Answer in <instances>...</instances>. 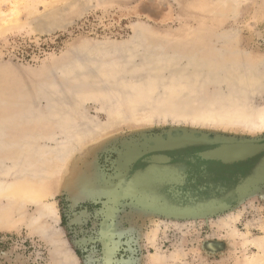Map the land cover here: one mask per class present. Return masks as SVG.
<instances>
[{
  "label": "rangeland",
  "instance_id": "obj_1",
  "mask_svg": "<svg viewBox=\"0 0 264 264\" xmlns=\"http://www.w3.org/2000/svg\"><path fill=\"white\" fill-rule=\"evenodd\" d=\"M138 45L257 64L264 77V0H0V135L7 142L0 147V264H264V153L228 169L202 162L219 181L208 191L215 196L221 182L226 188L197 201L214 206L218 199L223 207L212 213L191 197L186 208L200 209L173 215L167 182L152 172L147 185L132 180L151 167L139 161L144 155L166 159L161 151L181 156L209 145L164 148L185 134L212 144L263 141L255 123L264 120V81L243 113L195 106L185 113L181 105L161 104L179 84L162 67L149 71V62L161 59L138 60ZM121 49L124 58L117 56ZM89 66L91 73L75 77L78 67ZM137 70L147 72L145 79L135 77ZM155 74L165 89L151 99L141 92L155 89ZM77 80L83 87L72 91ZM215 93L206 88L204 97ZM63 94L68 102L59 99ZM138 100L146 105H134ZM61 129L68 136H59ZM21 140L34 145L18 148ZM158 164L155 172L163 169ZM168 166L197 177L186 179L179 202L192 192L204 197L194 188L214 181L199 164L177 159ZM248 179L246 192L237 193Z\"/></svg>",
  "mask_w": 264,
  "mask_h": 264
},
{
  "label": "water",
  "instance_id": "obj_2",
  "mask_svg": "<svg viewBox=\"0 0 264 264\" xmlns=\"http://www.w3.org/2000/svg\"><path fill=\"white\" fill-rule=\"evenodd\" d=\"M221 41V40H217ZM216 42V41H215ZM139 46V45H138ZM142 46V45H141ZM138 49H142V55H137L138 60H146L149 57H159L161 60H156L149 62V71L151 69H156L157 67H162V73L167 74L168 77H171L172 75H175L173 77V82L175 86L179 84L176 88H173L174 91H172L171 94H167V97L163 103H161L163 106L165 105H181L183 107V111L187 113V111L192 110V106H195L201 110L207 109L211 107L213 111L221 110V107H228L230 109H238L241 110L240 112L246 111L248 108H250V104L247 102V99L250 95H255L257 94L260 89L262 88V83L264 81V77H261L262 71H260L259 65H248V64H243V63H236L233 61H228V60H220L222 56L221 55H216V57H213V59H209L208 57H203V56H190V55H177L172 52L169 53L168 50L162 49L160 47H155V46H150L148 48H144V45L142 47H138ZM116 54V53H115ZM126 54L125 49H121L117 52V56L120 58H124ZM79 59H88V56L82 55L78 57ZM92 58V56L90 57ZM134 58L131 59L129 62H134ZM129 62L127 63L126 68H128L130 65ZM94 66H89L85 68L78 67L77 70L75 71L74 75L75 77H79L84 73H91L93 71ZM180 70V71H179ZM177 72V74H176ZM197 73L195 74L194 77L190 78L188 76L189 73ZM126 75H133L131 74V71H128V73L125 71ZM161 73V74H162ZM135 77L138 79H145V75L147 72H142L140 70H137V72L134 73ZM159 75L155 74L156 77V87L150 92H141L143 94H149L151 99H154V95H156L158 90H164L165 86L163 82L158 81ZM254 77V78H253ZM257 79V80H256ZM67 81L62 80L60 83V86L65 85ZM83 82L80 80H77L74 82V84L71 86L73 88L72 91L77 90L81 87H83ZM107 84V83H105ZM113 85V84H112ZM147 84L143 85L142 87L147 88ZM215 88V94L213 98L207 99L204 97V90L206 88ZM221 88H224L226 91H229V94H231V98L228 100L221 98ZM71 91V92H72ZM120 92H124V89H119ZM67 95H60L59 99L61 98L63 101L68 102L67 97H63ZM53 100H57L58 98L56 96L52 97ZM40 100H45V98H39ZM39 100V102H40ZM139 101V102H138ZM134 105L142 107L143 105H146L145 102H142L141 100H138ZM151 105L150 103H148ZM66 105V103H64ZM68 106V105H67ZM194 108V107H193ZM41 111H47L48 108L46 107H41ZM242 117V116H241ZM241 119V118H240ZM248 124H251L249 122H246ZM78 125H73L70 128H75V129H70L71 133H74V130H76ZM59 136H68L69 132L67 129H61L57 130ZM56 132V131H55ZM214 141H207L206 139H194L193 136L185 134L182 137L178 138L177 140L173 141L174 145H170L165 147V149H170L173 147H178V146H183L184 144L190 145V144H197V143H209L206 147L201 149L199 153H197V156L201 158L202 162H216V163H221L226 166H231L234 164H241V163H247L251 161L252 159L258 157L262 153H264V140L263 141H256V140H229L225 139L222 141H218L215 144H212ZM7 143L5 139L2 138L0 135V147L2 144ZM25 143H28L30 145L32 144V141H18L17 142V147L21 148ZM39 141H37L35 144L38 145ZM257 145L258 150L245 158H231L233 159L232 161H225L220 158H214L212 154H215L216 156L218 155L217 153H222L224 150L229 149L227 145H238L236 147H249V145ZM248 145V146H247ZM25 147V146H24ZM33 147L31 146V149ZM59 149V148H58ZM157 148H155L156 150ZM151 151V148L149 149ZM153 150V149H152ZM157 150H163L158 148ZM223 154V153H222ZM209 155V157H206ZM29 157L32 160H38V154L35 151H32L31 154H29ZM264 160V159H263ZM15 159H10L9 162H15ZM143 163H150V161L145 160L143 158L141 160ZM264 163V161H263ZM262 163V164H263ZM0 166H2V163L0 162ZM14 170L16 168H13ZM2 167H0V175H5L3 174L4 172L2 171ZM27 172V170H26ZM251 183L248 182L247 184H242L239 185V187L236 188V192L239 194H243L247 190V185ZM218 207H211L208 205H204L201 207L202 209L207 210L208 212L216 211L217 209L223 207V205L218 204ZM63 263V262H62Z\"/></svg>",
  "mask_w": 264,
  "mask_h": 264
},
{
  "label": "flooded vegetation",
  "instance_id": "obj_3",
  "mask_svg": "<svg viewBox=\"0 0 264 264\" xmlns=\"http://www.w3.org/2000/svg\"><path fill=\"white\" fill-rule=\"evenodd\" d=\"M199 151H201V149L200 150H197L196 152H194V153H192V154H188V155H181V156H175V155H170V154H168L167 152H165V151H161V153H163V154H165V155H167L168 156V158L170 159V161L168 162V163H165V164H158V165H161V167L164 169V168H166V167H170V166H168V164L169 163H171L172 161H174V160H177V159H183V160H186V161H188L190 164H199L200 165V174L202 173V172H204V174H206V175H208V176H210V178H208V179H213L214 181H209V180H207L206 182H204V183H201V185L200 186H197L196 188H194V189H197V191H199V193H201V194H204L203 196L204 197H202V196H199L198 197V195L196 196L193 192L192 193H190V195H189V197H187L186 198V196L185 197H183V200H182V202H179L178 200L176 201L175 199H171V197L173 198V193H171L170 192V190L169 189H167L166 188V191H167V195H169V197H170V199L172 200V203H170L168 206H166L167 207V210H169L173 215H177L178 217L179 216H181V217H184V216H186L187 214H191V212L192 211H195V210H197V209H200V208H195V210H192V208L190 209V208H186L187 207V204H185V202H187V203H193V202H191L190 201V198L191 197H193L194 199H195V205L197 204V206H200V207H203L204 205H209L208 203L207 204H202V203H199V202H197L198 200H203V199H205V197H209V196H211V197H216V196H218V195H222L223 194V192H225L226 191V188L225 189H223L224 187H221V183H220V189H222V190H216V188L214 187V190H215V196H213L211 193H210V191H208V190H211L212 189V187H211V185L209 184L210 182H213L214 184H217V183H219V181L218 182H216L215 181V179H214V176L212 175V174H209L208 172H206L205 171V169L206 168H208L207 166V164L206 165H202V161H200L198 158H197V153H199ZM156 153H160V152H156ZM156 153H151V154H149V155H144L143 157H141L140 159H139V161L141 162V160L143 159V158H145V157H147V156H151V155H154V154H156ZM142 164H146V165H149V166H152L151 165V163H143V162H141ZM210 163H213V164H219L221 167H223V169H228V168H226L225 167V165H223V164H221V163H216V162H210ZM203 166H206L204 169H203ZM232 167V166H231ZM170 168H175V169H177L179 172H185L186 173V178H185V181H186V179L187 178H189L190 177V175H188V173H187V171H181L180 169H178L177 167H170ZM197 178L196 177V175H194V174H192V177H190L191 179H195V178ZM237 177L239 178L240 177V175H237ZM233 179V178H232ZM185 183V182H184ZM250 185V183L247 185V187ZM184 186V185H183ZM185 188V187H184ZM224 195V194H223ZM213 198H211V200L210 201H208V202H214V199ZM215 200L219 203V204H221V202L218 200V199H216L215 198ZM194 207V206H193ZM216 207V206H215ZM218 207V206H217ZM184 209H188V210H184ZM180 211V212H179ZM105 244H107V243H105ZM106 264H108V263H106Z\"/></svg>",
  "mask_w": 264,
  "mask_h": 264
},
{
  "label": "bare ground",
  "instance_id": "obj_4",
  "mask_svg": "<svg viewBox=\"0 0 264 264\" xmlns=\"http://www.w3.org/2000/svg\"><path fill=\"white\" fill-rule=\"evenodd\" d=\"M213 120V119H212ZM217 121H218V119H217ZM213 122H214V120H213ZM256 122V121H255ZM219 123V122H218ZM258 127L257 128H259V129H264V120H263V118L262 119H259V121L257 120V122L255 123ZM254 124V125H255ZM173 143V142H172ZM229 146H232V145H229ZM236 146H238V145H236ZM256 146V149H255V151L252 153V154H254L257 150H258V148H260V147H258L257 145H255ZM252 147V146H251ZM165 148V147H164ZM245 149L246 147H242V146H240V147H230L229 149H226V150H224L221 154L220 153H217L221 158H225V159H230V158H233V157H235V156H237L239 153H240V150L241 149ZM254 148V147H253ZM249 150H251V149H249ZM248 151V150H247ZM244 152V151H243ZM252 154H250V155H252ZM217 155V156H218ZM241 155V154H240ZM247 155V154H246ZM245 155V156H246ZM250 155H248V156H250ZM154 156V157H153ZM166 156V155H165ZM248 156H246V157H248ZM151 157V156H150ZM198 157V156H197ZM207 157V156H206ZM214 158H217L216 156H213ZM239 157V156H238ZM146 159L145 160H148V161H151V163L153 162V165L151 166V167H149V169L146 171V173L144 174V175H142V176H140L139 174H136L135 176H133V181L136 183V185H147L148 184V177H147V174L149 173V172H152V173H155V177H156V179L160 182V183H162L163 181H165V182H167L168 183V187H165V188H167V189H169L170 190V192L171 193H173V198L172 199H175L176 201H177V199L180 197V195H181V192H180V190L181 189H183L184 188V182H185V178H186V174L184 175V177L182 176V175H179L178 174V172H176V171H174L173 169H171L170 167H166V168H164V169H162V170H160V171H158V172H155L156 171V168H157V166H156V164H158V163H160V162H163V161H165L166 159H168V158H166L165 159V157H163V159H161V157H160V155H157V156H155V155H152V157L151 158H149L148 156L147 157H145ZM224 159V160H225ZM163 160V161H162ZM169 160V159H168ZM167 160V161H168ZM158 162V163H157ZM264 164V163H263ZM149 166V165H148ZM264 166V165H263ZM205 167V166H204ZM230 167V166H229ZM178 171V170H177ZM143 173V172H142ZM184 173V172H183ZM141 177H142V179H143V182L141 181L142 179H141ZM244 180V179H243ZM246 180V179H245ZM244 182V181H243ZM242 182V183H243ZM249 182V179L247 180V181H245V183L247 184ZM242 183H240V184H242ZM244 184V183H243ZM167 186V185H166ZM189 196V195H188ZM194 199V198H193ZM219 203H217L216 202V204L213 206V204H209L208 206H213V208L216 206H219L218 205ZM191 209V208H190ZM184 210H186V209H184ZM195 210V209H194ZM180 212V211H179ZM260 243V242H259ZM262 243V242H261ZM264 247V246H263ZM260 248H261V246H260ZM262 255V254H261ZM263 256V255H262ZM259 257V256H258ZM107 258V257H106ZM255 259V258H254ZM260 259V258H259ZM257 262V261H256ZM106 263H107V259H106ZM255 263V262H254ZM252 264H253V261H252Z\"/></svg>",
  "mask_w": 264,
  "mask_h": 264
}]
</instances>
